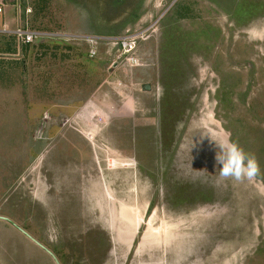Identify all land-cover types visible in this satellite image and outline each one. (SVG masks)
I'll return each instance as SVG.
<instances>
[{
    "label": "rangeland",
    "instance_id": "obj_1",
    "mask_svg": "<svg viewBox=\"0 0 264 264\" xmlns=\"http://www.w3.org/2000/svg\"><path fill=\"white\" fill-rule=\"evenodd\" d=\"M216 1L0 0L49 35L0 37V217L61 264H264V0ZM136 32L141 67L90 58ZM220 142L260 173L222 180ZM0 264L56 263L0 220Z\"/></svg>",
    "mask_w": 264,
    "mask_h": 264
},
{
    "label": "built area",
    "instance_id": "obj_2",
    "mask_svg": "<svg viewBox=\"0 0 264 264\" xmlns=\"http://www.w3.org/2000/svg\"><path fill=\"white\" fill-rule=\"evenodd\" d=\"M4 13V9L2 5L0 4V15ZM22 13L24 16V13L21 12V8H19V15ZM31 13L30 9H26L25 16L29 15ZM19 27L18 29L14 30L13 32L8 31V28L6 25L2 29H0V34H12L16 37L17 43L19 46L26 47L28 45L34 44L36 41L43 40L46 37H49L48 34H42L37 31H32L28 27L27 24ZM144 32H136L133 34H127L122 37L118 38H95L91 42L93 44L92 49L90 51V58H96L98 55V49L99 45L107 42L113 50H115L114 55V63L112 67L120 68V66H124L130 69L141 67L142 61L137 55V50L140 46V44L146 40ZM111 67V68H112Z\"/></svg>",
    "mask_w": 264,
    "mask_h": 264
},
{
    "label": "clouds",
    "instance_id": "obj_3",
    "mask_svg": "<svg viewBox=\"0 0 264 264\" xmlns=\"http://www.w3.org/2000/svg\"><path fill=\"white\" fill-rule=\"evenodd\" d=\"M220 151L216 155V163L220 167V178L243 182L252 180L260 173V165L254 155L246 154L236 143L220 142Z\"/></svg>",
    "mask_w": 264,
    "mask_h": 264
},
{
    "label": "water",
    "instance_id": "obj_4",
    "mask_svg": "<svg viewBox=\"0 0 264 264\" xmlns=\"http://www.w3.org/2000/svg\"><path fill=\"white\" fill-rule=\"evenodd\" d=\"M151 85L150 84H144L142 85V91L143 92H150L151 91ZM0 220L2 221H6L10 224H12L13 226H15L17 229H19L23 234H25L30 240H32L36 245H38L41 249H43L44 251H46L55 261L56 264H61L60 261L58 260V258L56 257V255L51 252L48 248H46L44 245H42L40 242H38L36 239H34L30 234H28L27 232H25L22 228H20L19 226H17V224H15L13 221H11L8 218L5 217H0Z\"/></svg>",
    "mask_w": 264,
    "mask_h": 264
},
{
    "label": "trees",
    "instance_id": "obj_5",
    "mask_svg": "<svg viewBox=\"0 0 264 264\" xmlns=\"http://www.w3.org/2000/svg\"><path fill=\"white\" fill-rule=\"evenodd\" d=\"M211 1H213V2H217L216 0L214 1V0H211ZM26 8H27V6L24 4V6H23V13H24V18H25V11H26ZM239 8V7H238ZM182 12V11H181ZM181 12H179V14L181 13ZM180 17H183V18H189V17H187V16H185V14L184 13H182L181 15H180ZM136 18V17H135ZM210 30V29H209ZM212 30H214V29H212ZM117 34V33H116ZM215 36H216V32H215ZM0 37L2 38V37H5V36H3V35H1L0 34ZM12 37V40L16 43V37L15 36H11ZM29 46H31V45H28V46H26V47H29ZM16 50H17V46L16 45H13L12 43H10V44H7L6 45V49H5V52L6 53H8V54H12V55H16L17 54V52H16ZM3 61H5V59L4 58H0V65L2 64H5ZM199 195H201V194H199ZM193 199H197V197L196 198H193Z\"/></svg>",
    "mask_w": 264,
    "mask_h": 264
},
{
    "label": "crops",
    "instance_id": "obj_6",
    "mask_svg": "<svg viewBox=\"0 0 264 264\" xmlns=\"http://www.w3.org/2000/svg\"><path fill=\"white\" fill-rule=\"evenodd\" d=\"M7 26H9L7 23H6ZM39 41H42V40H39Z\"/></svg>",
    "mask_w": 264,
    "mask_h": 264
}]
</instances>
